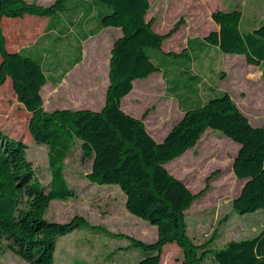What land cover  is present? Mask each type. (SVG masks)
Returning a JSON list of instances; mask_svg holds the SVG:
<instances>
[{"label":"trees","instance_id":"1","mask_svg":"<svg viewBox=\"0 0 264 264\" xmlns=\"http://www.w3.org/2000/svg\"><path fill=\"white\" fill-rule=\"evenodd\" d=\"M68 2L55 0L43 6L26 0H0V92L4 84L9 85L25 112L30 138L48 147L50 170L49 188L44 189L27 158L25 142L0 128V252L9 250L29 264H55L58 237L91 226L79 215L67 222L44 218L51 200L74 195L64 176L63 161L73 142L79 140L84 155L92 158L87 178L99 185L118 186L126 209L157 228L152 242L107 233L127 239L126 249L146 251L137 264H160L163 246L169 242L184 250L183 264H196L202 253H197V246L186 234L185 211L204 191L192 192L165 164L193 147L206 129L217 130L239 144L232 170L243 183L232 199V209L240 214L264 209V125H252L231 96L221 92L187 107L163 138L156 140L142 118L121 107V99L131 91L135 79L161 70L153 49L169 57H185L187 62L191 59L187 47L179 52L162 49L163 40L178 29L181 20L164 33L155 31V20L145 17L149 0H91L94 17L82 14L80 23L94 18L97 30L116 27L121 31L110 51L104 104L99 109L45 111L41 96L47 80L44 57L32 56L38 55L36 48L34 52L33 48L17 46L33 43L41 31L55 26L53 19L67 21ZM241 18L238 8L213 11L216 28L203 40L224 53L243 54L246 62L258 65L264 62V22L243 31ZM72 32L71 28L55 41L70 37ZM1 93L0 113L5 114ZM210 253L216 264H264V228Z\"/></svg>","mask_w":264,"mask_h":264},{"label":"rangeland","instance_id":"2","mask_svg":"<svg viewBox=\"0 0 264 264\" xmlns=\"http://www.w3.org/2000/svg\"><path fill=\"white\" fill-rule=\"evenodd\" d=\"M26 1L45 6L55 0ZM69 1L63 33L55 35H65L71 28L74 34L57 39L43 54L47 80L41 92L45 111L63 107L97 109L103 105L109 84L110 51L120 35L115 28L97 30L94 18L80 23L82 14L94 17L91 0ZM149 1L145 17L155 20V31L164 33L181 20L178 29L163 40L162 49L179 52L187 47L191 59L187 62L185 57H169L153 49L161 70L133 81L131 91L121 99L123 109L142 118L156 140L163 138L187 107L221 92H227L255 123H264V64H250L243 54L224 53L203 40L216 28L211 13L218 9H240L243 31L259 26L264 22V0ZM76 4L78 8L73 7ZM37 52L32 56L40 58L42 52ZM1 92L5 99L1 111L6 112L0 113V128L25 142L35 176L48 189V147L30 138L25 112L9 85L4 84ZM238 146L221 132L208 128L193 147L165 164L192 192L204 191L185 211L186 234L197 246V253H202L196 264H216L210 251L230 240L253 236L264 228V209L244 214L232 209V199L243 183L232 170ZM91 163L92 158L84 155L81 142L75 140L63 161L64 176L74 195L51 200L44 218L67 222L79 215L91 226L58 237L55 264H137L146 251L137 247L126 249L127 239L107 232L152 242L157 238V228L126 209L124 193L118 186L90 181L86 174ZM184 259V250L175 242L163 246L160 264H183ZM0 264L29 263L5 250L0 252Z\"/></svg>","mask_w":264,"mask_h":264},{"label":"crops","instance_id":"3","mask_svg":"<svg viewBox=\"0 0 264 264\" xmlns=\"http://www.w3.org/2000/svg\"><path fill=\"white\" fill-rule=\"evenodd\" d=\"M60 19V20H59ZM63 19L61 18V17H57V18H55V19H53L52 20V22H53V24H55V26H53L52 28H50L47 32H42L41 31V33H40V35H39V37L33 42V43H31V44H27V45H23L22 44V46L21 47H18L17 46V48H21V49H24V48H26V49H32L33 48V51L34 52H36L35 51V48H36V50L38 49L39 51H41L42 52V56H43V54H46V50H48V48L52 45V44H54L55 42V39L58 37V36H56L55 34H57V33H60V31L58 32V30H61L62 29V25H63V21H62ZM103 28H115V29H119V28H116V27H103ZM56 29V30H55ZM102 29V28H101ZM120 30V29H119ZM50 33V34H49ZM120 34H121V31H120ZM44 36H46V37H44ZM120 36V35H119ZM38 44V45H37ZM245 58V57H244ZM45 62H43V66L45 65L44 64ZM264 64V62H261L260 64H258V65H263ZM46 73V72H45ZM44 86V85H43ZM42 86V87H43ZM42 87H41V91H42ZM41 96H42V92H41ZM104 104V103H103ZM236 104V103H235ZM237 105V107L239 106V104L237 103L236 104ZM121 107H122V105H121ZM63 108H66V107H63ZM101 108V107H100ZM123 108V107H122ZM239 108V107H238ZM90 109H92V108H90ZM97 109H99V108H97ZM240 110H241V107L239 108ZM246 116H247V118L249 119V121H250V123L252 124V125H254V126H263L264 125V123H255L251 118H250V116L246 113V112H244L243 110H241ZM128 112V111H127ZM129 113V112H128ZM129 114H131V113H129ZM162 139V138H161ZM125 198V197H124Z\"/></svg>","mask_w":264,"mask_h":264}]
</instances>
